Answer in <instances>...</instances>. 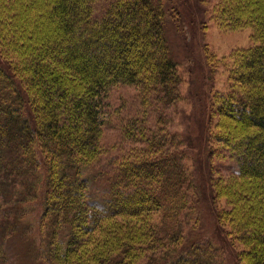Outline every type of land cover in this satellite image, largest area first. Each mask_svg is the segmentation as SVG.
Wrapping results in <instances>:
<instances>
[{
  "label": "trees",
  "instance_id": "obj_1",
  "mask_svg": "<svg viewBox=\"0 0 264 264\" xmlns=\"http://www.w3.org/2000/svg\"><path fill=\"white\" fill-rule=\"evenodd\" d=\"M166 3L112 0L97 16L94 0H0V206L23 210L41 263L227 264L221 247L189 242L191 167L176 134L147 122L152 102L183 98ZM220 17L251 27L255 44L221 58L205 50L230 83L211 97V152L239 163L237 183L216 190L232 205L217 220L243 246L241 264H264V0H227ZM123 85L138 88L144 110L124 122L130 153L98 198L86 170L104 152L105 99ZM7 225L3 239L22 221Z\"/></svg>",
  "mask_w": 264,
  "mask_h": 264
},
{
  "label": "rangeland",
  "instance_id": "obj_2",
  "mask_svg": "<svg viewBox=\"0 0 264 264\" xmlns=\"http://www.w3.org/2000/svg\"><path fill=\"white\" fill-rule=\"evenodd\" d=\"M111 1L94 0L97 16ZM231 4L236 5L234 2ZM226 6L227 0H167L166 30L172 56L183 77V98L167 107L152 102L146 108V114L149 125H155L161 119L157 126L176 134V139L181 140L177 145L183 149L191 167L190 172L197 185L196 200L193 201V209H186L182 216L189 242L194 239L212 242L225 251L227 264H241L237 256L243 246L232 243L228 236L230 227L217 220V212L223 208L230 209L232 205L228 198L220 197L216 192L218 187L237 183L235 175L239 163L228 149L222 148V152L217 148L218 152L213 154L208 138L212 94L217 89H226L230 83L226 81L227 72L223 68L216 74L211 72L205 50L209 47L221 58L236 49L251 47L255 41L251 27L233 29L220 17ZM143 110L140 93L134 86L114 87L105 99L102 111L104 152L86 170L95 197L106 194L107 179L116 170L115 160L130 153L131 144L122 133L124 122L142 115ZM12 193L9 191L8 199ZM4 212L7 216L0 218V225H12L14 217L21 219L22 225L18 233L8 239L1 238L4 232L0 229V264H45L35 259L36 250L32 245L35 237L28 232L29 226L23 223V210H18L10 202V208L0 206V217Z\"/></svg>",
  "mask_w": 264,
  "mask_h": 264
}]
</instances>
